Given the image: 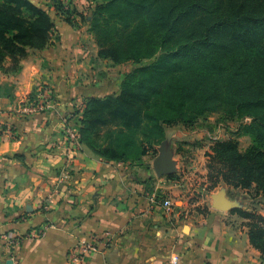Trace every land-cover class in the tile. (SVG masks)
I'll use <instances>...</instances> for the list:
<instances>
[{
    "label": "crops",
    "instance_id": "obj_1",
    "mask_svg": "<svg viewBox=\"0 0 264 264\" xmlns=\"http://www.w3.org/2000/svg\"><path fill=\"white\" fill-rule=\"evenodd\" d=\"M89 29L58 17L49 46L29 50L17 73L0 69V121L14 129L0 137V264H72L68 253L82 240L98 245L79 264H172L174 257L178 264H261L247 219L234 211L264 214L253 205L254 189L224 182L207 189L212 130L222 140L236 137L238 121L210 113L192 126H167L165 139L135 161L109 160L84 142L70 159L62 119L81 128L87 101L119 93L132 71L125 66L133 61L101 58ZM41 87L52 97L46 111L18 115ZM224 122L231 125L223 133ZM238 139L241 150L252 143ZM69 162L71 179L57 185ZM56 189L59 200L48 205ZM163 197L175 203L172 212ZM5 235L18 244L9 247Z\"/></svg>",
    "mask_w": 264,
    "mask_h": 264
},
{
    "label": "trees",
    "instance_id": "obj_2",
    "mask_svg": "<svg viewBox=\"0 0 264 264\" xmlns=\"http://www.w3.org/2000/svg\"><path fill=\"white\" fill-rule=\"evenodd\" d=\"M68 4L55 9L76 25L78 11ZM94 6L89 30L101 58L156 60L129 72L119 93L87 101L82 142L109 160L135 161L165 139L167 126H192L220 113L239 128L206 152L207 189L224 182L254 189L264 200V0H98ZM54 26L50 10L34 0H0V69L19 72L29 50L52 43ZM242 135L252 139L245 150ZM234 211L247 219L250 242L264 257V214Z\"/></svg>",
    "mask_w": 264,
    "mask_h": 264
},
{
    "label": "built area",
    "instance_id": "obj_3",
    "mask_svg": "<svg viewBox=\"0 0 264 264\" xmlns=\"http://www.w3.org/2000/svg\"><path fill=\"white\" fill-rule=\"evenodd\" d=\"M51 93L50 91L46 90L45 87H41L37 92L32 93L29 95L21 104L20 108L16 111V113L20 116L28 117L32 116L38 113H43L46 111V109L49 107V103L51 101ZM3 113V111L0 110V115ZM63 124V143L66 145L68 150V155L70 159L72 158V154L76 153L82 145V135L80 128L76 125L75 122H73L72 117H65L62 119ZM14 132L13 127H11L9 124H5L0 121V137L3 136V134H9L12 135ZM218 133V132H217ZM220 137L218 134H211V140L214 142L219 140ZM63 143H60L61 145ZM70 162L69 164L65 165L57 172V185L64 184L67 181H69L72 177L71 169H70ZM69 166V167H68ZM60 191L58 192V189L54 191L51 195L47 198V204H54L59 200L58 196L60 195ZM195 197V196H194ZM160 204L165 208L166 211L172 212L175 208V203L170 198H161ZM4 238L6 239V242L9 247H15L18 242L19 238L15 236H9L5 235ZM109 245V242H107ZM97 241H91V240H82L79 245L74 247L69 253L68 258L72 264H79L85 256L91 252L92 250H96L97 248ZM172 264H178L179 258L174 257L171 259ZM261 264H264V261L261 262Z\"/></svg>",
    "mask_w": 264,
    "mask_h": 264
},
{
    "label": "rangeland",
    "instance_id": "obj_4",
    "mask_svg": "<svg viewBox=\"0 0 264 264\" xmlns=\"http://www.w3.org/2000/svg\"><path fill=\"white\" fill-rule=\"evenodd\" d=\"M37 3H39L41 6L45 7L46 9H49L50 12L52 13V16L54 19L60 17L62 18V16H64L66 13L61 10V12L57 13L55 8H60L61 5H64V3L68 0H34ZM71 3V8H76L78 11V14H74L77 18V22H80V24H82V27H86L88 23H90L92 17H93V9H94V5L95 3L98 1L96 0H69ZM67 5H69L67 3ZM63 9V8H62ZM63 11V12H62ZM94 36V35H93ZM156 58H152V59H144L141 62H133L130 64H126L125 69L127 70H134L137 67L144 65V64H149L152 63L153 61H155ZM225 126L223 125V133L226 131V125H228L229 123L226 124V122H224ZM231 125V123L229 124ZM217 130L214 129L212 130V132H214V134H218L221 135L220 133H217ZM247 143V141L245 140H241V148L244 149L245 144ZM253 196L252 198L254 199L253 201V205L258 209V210H263L264 209V201L263 198L260 197L256 192H253ZM251 200L246 203V207L247 206H251Z\"/></svg>",
    "mask_w": 264,
    "mask_h": 264
}]
</instances>
